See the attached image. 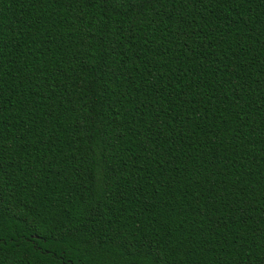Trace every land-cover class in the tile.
<instances>
[{
	"label": "trees",
	"instance_id": "16d2710c",
	"mask_svg": "<svg viewBox=\"0 0 264 264\" xmlns=\"http://www.w3.org/2000/svg\"><path fill=\"white\" fill-rule=\"evenodd\" d=\"M0 264H264V0H0Z\"/></svg>",
	"mask_w": 264,
	"mask_h": 264
}]
</instances>
